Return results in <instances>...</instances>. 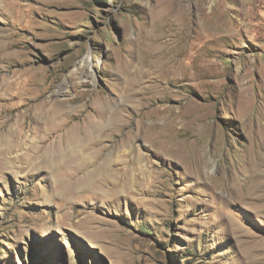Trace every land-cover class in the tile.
<instances>
[{
  "label": "rangeland",
  "instance_id": "1",
  "mask_svg": "<svg viewBox=\"0 0 264 264\" xmlns=\"http://www.w3.org/2000/svg\"><path fill=\"white\" fill-rule=\"evenodd\" d=\"M5 1L0 84L85 90L69 108L88 110L146 72L111 139L137 146V180L75 199L46 169L0 171V264H264V0ZM3 96L10 125L28 102Z\"/></svg>",
  "mask_w": 264,
  "mask_h": 264
},
{
  "label": "bare ground",
  "instance_id": "2",
  "mask_svg": "<svg viewBox=\"0 0 264 264\" xmlns=\"http://www.w3.org/2000/svg\"><path fill=\"white\" fill-rule=\"evenodd\" d=\"M7 5V1L0 0V8ZM89 61L90 56L81 57L72 67L70 77L72 78V74L89 75ZM173 61L170 60L165 65L169 67L176 64ZM145 72L138 74L134 70L133 77H118L122 92L115 98L119 102L117 109H112L115 99L111 94L92 92L91 107L79 110L81 105L71 109L69 106L77 97L86 93L85 90H80L72 98L47 101L41 98L46 87L35 92L27 87V82L23 85L15 81L9 85L1 83L0 96L26 99L28 108L20 115V120L10 125L5 114L1 115L0 112V171L13 167L16 163L28 169H46L50 174H57L59 183L75 199L86 198L88 195L95 198L99 191L121 195L125 187L139 177V174H130L129 162L141 165V157L139 158L137 146L130 145L129 136L119 137L116 142L111 139L115 132L128 125L124 111L135 98L140 97L141 90L145 87L142 86ZM187 74L186 72V76ZM66 80L69 81V77ZM56 91H66L65 81ZM108 139L110 143L106 144ZM248 193L247 197L252 199L260 196L257 190ZM88 221L98 222L92 215Z\"/></svg>",
  "mask_w": 264,
  "mask_h": 264
}]
</instances>
